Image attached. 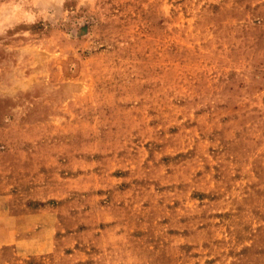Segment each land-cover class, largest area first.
Returning a JSON list of instances; mask_svg holds the SVG:
<instances>
[{"label":"rangeland","instance_id":"374dc122","mask_svg":"<svg viewBox=\"0 0 264 264\" xmlns=\"http://www.w3.org/2000/svg\"><path fill=\"white\" fill-rule=\"evenodd\" d=\"M0 264H264V0H0Z\"/></svg>","mask_w":264,"mask_h":264}]
</instances>
